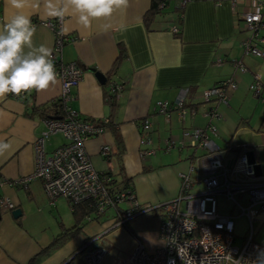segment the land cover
Segmentation results:
<instances>
[{"label": "crops", "instance_id": "crops-1", "mask_svg": "<svg viewBox=\"0 0 264 264\" xmlns=\"http://www.w3.org/2000/svg\"><path fill=\"white\" fill-rule=\"evenodd\" d=\"M154 1L157 0H128L126 8L116 10L110 18L93 20L88 28L82 27L75 16L61 21V31L74 39L63 44L59 59L62 63L76 62L82 68L81 79L71 89L73 98L68 104L82 118L111 120L120 139L117 143L108 128L86 139L84 148L92 166L120 185L127 182L140 204L170 201L178 195V174L188 170L187 158L192 152L186 146L164 152L163 140L182 139L183 127L206 126L208 118L202 113L212 106L220 116L211 122L216 131L218 124L224 130V136L218 132L211 136L215 144L232 153L243 146L249 147L259 175H264L261 166L264 163V105L248 89L254 72L261 75L264 84V57L244 53L241 43L251 35V29L238 16L250 9L253 1L167 0V5L147 27L144 16ZM22 11L30 16L36 28L34 43L52 49L55 33L47 22L55 18L45 15L42 0L39 7L28 6ZM14 12L6 0H0V24ZM172 26L180 28L179 35L171 33ZM258 35L264 37V28ZM261 48L264 49V44ZM121 49L123 55L118 58ZM235 60H240L246 70L236 69L232 64ZM96 72L108 76V82L101 84ZM229 78L237 87L228 92L227 104L215 99L202 101L203 89ZM112 83L122 85L115 95L113 109L105 97ZM182 88L188 89L185 106L196 110L193 118L187 115L183 127L175 111L170 112V120L166 122L154 110L158 101L174 102ZM59 93L58 77L57 83L48 89L32 90L26 102L10 94L0 98V140L11 145L0 155V198L9 199L21 212L18 218H13L11 210H0V264H28L42 247L74 224L68 202L56 198L50 204L39 179L29 180L26 186L14 183L34 171V140L46 129L43 118L29 114L26 104H49ZM144 119L151 123L150 133L141 131L140 122ZM146 136L150 137L156 152L141 158L139 150L148 145L140 144V139ZM65 142L62 134L54 133L45 140L44 149L49 154ZM102 145L109 147V155L100 153ZM230 161L231 158L226 164ZM108 210L112 212L110 218L104 220L101 214L92 215L78 232L52 249L38 264H84L79 250L88 242L90 246L106 249L100 264L128 258L137 242L146 250L157 248L144 241L145 231L139 217L149 213L148 219L152 220V229L158 237L162 209L131 218L127 221L129 230L124 225L113 226L116 213Z\"/></svg>", "mask_w": 264, "mask_h": 264}, {"label": "built area", "instance_id": "built-area-1", "mask_svg": "<svg viewBox=\"0 0 264 264\" xmlns=\"http://www.w3.org/2000/svg\"><path fill=\"white\" fill-rule=\"evenodd\" d=\"M252 1L251 8L238 15L251 29V35L241 45L244 53L262 58L264 37L259 36L258 31L264 28V0ZM61 21L55 18L47 24L55 33L53 61L60 79L59 98L65 104V112L59 118L43 119L46 129L34 140V171L16 179L14 183L26 186L29 180L39 179L50 204L56 198L63 197L70 207L90 201L98 214L112 209L116 213L113 226L124 225L139 214L162 209L164 215L158 226L161 246L146 250L137 242L128 258L114 259L111 264H264V245L253 241L254 221H264V175L257 173L258 165L250 159L249 147L243 146L237 153H232L227 148L221 149L212 140L211 136H216L217 131L211 121L220 116L215 107L211 106L202 113L208 118L206 126L191 129L183 127L187 115L193 118L196 114L193 106H185L187 88L180 89L178 97L171 104L158 101L154 108L164 116L166 122L170 120V112L175 111L183 127L182 139L176 141L165 138L161 149L164 152L184 146L193 149L187 158L190 163L188 170L178 174L179 192L174 199L157 205L140 204L131 189L111 187L108 184L110 177L94 169L84 143L89 137L101 133L103 128L80 117L68 104L73 98L71 89L81 79L82 68L76 62L62 63L59 59L63 44L74 39L61 31ZM170 31L175 35L179 29L172 26ZM221 62L218 60V63ZM232 64L239 71L246 70L240 60ZM121 87L119 83H112L110 89L117 95ZM236 87L232 78L222 80L203 89L201 99L206 103L215 99L227 104L228 92ZM248 89L264 105V84L258 72L252 73ZM24 94L22 92L19 97ZM13 96L17 97L15 94ZM103 122L106 120L103 119ZM140 128L142 132L150 133L151 123L144 119L140 122ZM54 133L62 134L66 142L48 154L44 142ZM140 144L148 145L139 150L141 158L155 154L156 149L149 136L142 137ZM197 149L202 150L200 155H195ZM100 153L109 155V147L102 145ZM229 158L230 164H226ZM218 196L231 202L228 213L220 212ZM242 199L246 200L245 204L241 202ZM121 203H125V209L120 208ZM14 208L12 201L0 198V210L10 211ZM234 209L239 212H234ZM241 215L248 220V235L240 246H236L233 244L234 219ZM79 253L84 264H100L106 249L90 246L88 242Z\"/></svg>", "mask_w": 264, "mask_h": 264}, {"label": "clouds", "instance_id": "clouds-1", "mask_svg": "<svg viewBox=\"0 0 264 264\" xmlns=\"http://www.w3.org/2000/svg\"><path fill=\"white\" fill-rule=\"evenodd\" d=\"M41 0H6L15 10L0 24V98L7 94L19 96L30 90L42 91L57 83L58 73L53 61L52 49L44 44L36 45V31L25 7H39ZM45 15L64 20L75 16L84 28L93 20L110 18L116 10L126 8L128 0H42ZM109 27V25H105ZM11 147L0 140V155Z\"/></svg>", "mask_w": 264, "mask_h": 264}, {"label": "trees", "instance_id": "trees-1", "mask_svg": "<svg viewBox=\"0 0 264 264\" xmlns=\"http://www.w3.org/2000/svg\"><path fill=\"white\" fill-rule=\"evenodd\" d=\"M162 5V6H160ZM167 5V0H157L154 1L151 9L145 14L144 16V23L147 27L150 26L151 22H153L154 17L161 13L162 9ZM180 9L179 12V21H181L182 17V10ZM179 31L175 35H179ZM123 55V50L121 49L118 54V58H121ZM109 78L106 77L105 82H108ZM30 90L29 92H26L24 96L16 98L22 99L24 102L28 101V98L31 94ZM10 95L13 96V94L10 93ZM105 97L106 102L109 104L110 108L113 109L116 106V99H115V93L111 91V89L105 91ZM27 110L29 111V114L34 115L37 114L43 119H52V118H59L64 115L65 112V104L62 102V100L58 97L51 101L49 104H43V105H34V104H26ZM89 119L92 122H95L96 125L101 126L102 128H108L111 133L113 134V137L117 141V143L120 141L119 135L117 133L116 124L113 123L111 120H107L106 122H103L101 119ZM102 174V173H101ZM108 177H110L108 174H103ZM108 184L111 187L116 188H129L127 186V182L124 185H120L119 183L115 182V180L111 179L108 181ZM130 189V188H129ZM72 215L74 218V224L73 226L69 228H64L59 234H57L53 240L45 247H42L39 252H37L31 259L29 260L28 264H38V262L41 260L42 257L46 256L52 249L61 246L67 239H69L73 234L78 232L82 225L89 220V218L92 215H99L94 205L90 201L81 202L78 204H73L71 206ZM125 227L129 230V227L127 226V222L124 224Z\"/></svg>", "mask_w": 264, "mask_h": 264}, {"label": "rangeland", "instance_id": "rangeland-1", "mask_svg": "<svg viewBox=\"0 0 264 264\" xmlns=\"http://www.w3.org/2000/svg\"><path fill=\"white\" fill-rule=\"evenodd\" d=\"M235 110V109H234ZM262 111V110H261ZM226 116V113L224 115V117ZM198 117L200 118L201 116L198 115ZM204 118L201 117V120H203ZM237 119H238V115H237ZM205 121V119L203 120ZM179 124V123H178ZM178 124H177V128H178ZM252 126V125H251ZM217 129H218V133L220 136H224L222 135V132H224V130L220 127V125L218 124L217 126ZM180 132V130H179ZM181 133V132H180ZM238 133V132H237ZM236 133V134H237ZM255 134V133H254ZM180 136V135H179ZM244 136V134L242 135ZM225 138V137H224ZM227 138V137H226ZM187 151L189 153H191L193 151L192 148H187ZM185 152V151H184ZM187 153V152H186ZM188 153V154H189ZM202 153V150L200 149H197L195 151V155H200ZM182 163V162H181ZM183 166V165H182ZM261 166H262V169H264V163H261ZM181 167V166H180ZM58 198H62L64 199L63 197H58ZM66 201V200H65ZM217 201H218V204L220 205V212L222 213H228L229 210L231 209V202L227 201L224 197L222 196H218L217 197ZM241 202L243 204L246 203V200L245 199H242ZM120 208L121 209H125L126 208V205L125 203H121L120 205ZM155 210H161V209H155ZM234 212L238 213L239 210L237 209H234ZM103 214V215H102ZM101 216L103 217V219H108L111 217L112 215V212L111 210H105L104 213H102ZM148 215L149 213H146V214H143L141 215L139 218L141 220V225H142V230H144V235H145V238H144V241H146V244L147 245H153L152 247L154 248L155 246H157V248L159 247V240H158V237L157 235L155 234V231L152 229V220H149L148 219ZM254 225V230H255V234L253 236V241L257 244H260V245H264V221H254L253 223ZM233 234L235 236V239L233 241V244L236 245V246H240L241 243L243 242V240L247 237L248 235V220L245 216H237L235 219H234V231H233ZM161 243V242H160ZM149 247V246H148ZM80 255V254H79ZM78 255V256H79ZM77 256V257H78Z\"/></svg>", "mask_w": 264, "mask_h": 264}, {"label": "water", "instance_id": "water-1", "mask_svg": "<svg viewBox=\"0 0 264 264\" xmlns=\"http://www.w3.org/2000/svg\"><path fill=\"white\" fill-rule=\"evenodd\" d=\"M95 76L101 84L105 83L106 77L103 74L96 72ZM250 159H251V157H250ZM257 173L258 174L260 173L259 167H257ZM11 214H12L13 218H18L21 214L20 209L19 208L12 209Z\"/></svg>", "mask_w": 264, "mask_h": 264}]
</instances>
